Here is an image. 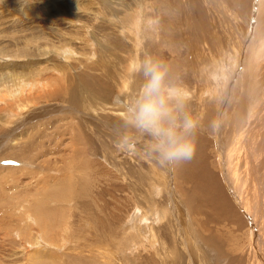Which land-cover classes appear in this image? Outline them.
Returning a JSON list of instances; mask_svg holds the SVG:
<instances>
[{
  "label": "rangeland",
  "instance_id": "rangeland-1",
  "mask_svg": "<svg viewBox=\"0 0 264 264\" xmlns=\"http://www.w3.org/2000/svg\"><path fill=\"white\" fill-rule=\"evenodd\" d=\"M262 2L254 9L261 0H25L21 12L19 0H0V264H166V254L170 264H264V240L256 252L250 221L230 199L232 188L240 197L248 172L259 182L264 176L263 155L261 164L253 154L245 160L251 133L264 150V124L238 131L240 144L230 135L251 72L255 92L264 88ZM232 23L243 42L238 49ZM227 39L232 48L222 54L235 51V64L224 59L210 76V54ZM145 55L165 61L188 87L187 110L204 145L196 142L185 170L159 166L144 154L143 140L134 152L117 147L123 112L114 97L136 93L135 68ZM235 143L238 185L224 154ZM207 174L234 211L218 201V187L205 186ZM179 206L201 237L200 250L185 241Z\"/></svg>",
  "mask_w": 264,
  "mask_h": 264
},
{
  "label": "clouds",
  "instance_id": "clouds-1",
  "mask_svg": "<svg viewBox=\"0 0 264 264\" xmlns=\"http://www.w3.org/2000/svg\"><path fill=\"white\" fill-rule=\"evenodd\" d=\"M24 12L25 0H19ZM135 73L141 79L136 93L129 97L116 96L114 103L122 108L117 126V147L124 152L142 150L161 167H175L190 161L196 151L195 133L199 122L187 110L189 97L174 77L171 67L162 59L145 55ZM213 131L219 127L211 124Z\"/></svg>",
  "mask_w": 264,
  "mask_h": 264
},
{
  "label": "bare ground",
  "instance_id": "bare-ground-1",
  "mask_svg": "<svg viewBox=\"0 0 264 264\" xmlns=\"http://www.w3.org/2000/svg\"><path fill=\"white\" fill-rule=\"evenodd\" d=\"M259 1V0H258ZM262 0H261V3H259V4H257L256 5V3H255V5H254V9H256V6H258L257 7V9L262 5ZM253 12V11H252ZM231 13V12H230ZM256 12H254V14H255ZM211 14V13H210ZM250 15H252V14H250ZM256 15V14H255ZM226 17L229 19V18H233V15L232 14H226ZM132 18H134V16L132 17ZM131 18V19H132ZM130 19V20H131ZM253 20H254V18H252ZM130 20H128V21H130ZM138 21V19H136L135 20V23H138L137 22ZM233 21H235V19H233ZM263 23H264V21H262ZM221 25V24H220ZM230 25V29H231V31H232V33H234L233 34V36L230 38V40H235L236 42L235 43H233V45H236V46H238L237 47V49L238 48H240V46H242V41H241V38H240V41L238 40V38L240 37L239 36V31L236 29L237 28V24L236 23H232V24H229ZM256 25V24H255ZM131 26H133V24H131ZM256 26H258V25H256ZM250 28H252V27H250ZM129 29V26H125V25H122V31H126V30H128ZM237 31V32H236ZM163 32H166V30H164ZM222 32V31H221ZM223 33V32H222ZM222 33L220 34V35H222ZM160 34H161V32H160ZM226 34V33H225ZM224 35V34H223ZM245 35H247V31L245 32ZM159 36V35H158ZM161 36V35H160ZM219 37V36H218ZM216 39H217V37H215ZM250 38V37H249ZM220 39V38H219ZM252 40V39H251ZM220 43V42H219ZM210 44V43H209ZM230 41H228V39L227 40H225L224 42H222L221 43V45L219 46V48L217 49L216 48V50H214V52H212V54H210V59H211V64H212V66H216L215 67V69H214V67H213V71H211V74H210V76H217V74H218V72L217 71H219L218 69H216L217 68V65H218V67L220 66L219 64H218V62L220 63L221 61H223L224 59H229L230 61L233 59V63H232V61L230 62V63H232V64H235V54L234 53H236L235 51L232 53V51H231V54L230 55H227V56H230L229 58L227 57H225V56H223L224 55V53L222 54V52L224 51L223 50V48H225V49H227V46H228V49H230V48H232L230 45ZM223 45V46H222ZM216 47V46H215ZM218 47V46H217ZM234 47V46H233ZM107 48L105 47V48H103L102 49V51H104V50H106ZM233 50H234V48H233ZM110 51V50H109ZM216 51V52H215ZM105 52V51H104ZM69 53H71V52H69ZM262 54V53H261ZM70 55V54H69ZM222 55V56H221ZM226 55V54H225ZM238 56V55H237ZM245 56V55H244ZM243 55L241 56V57H236V60L237 59H240V63L241 62H245V59H243V57H244ZM249 56H250V54H249ZM253 56V55H252ZM252 56H250V58H249V60L248 59H246V61H247V63H249V64H247V67L248 68H250L251 69V67H253L254 66V64H253V62L251 61V57ZM258 56H259V54H258ZM212 58H213V60H212ZM255 59H257V58H255ZM256 61V60H255ZM259 60L257 59V62H258ZM257 62H256V64L255 65H257ZM238 63V62H237ZM260 63V62H259ZM253 64V65H252ZM264 64V62L261 64V65H263ZM264 66V65H263ZM263 66H261V67H263ZM84 70V69H83ZM263 71V70H262ZM84 72V71H83ZM85 73V72H84ZM252 73V72H251ZM251 73L249 74V80H247V82H246V84L244 85L245 87H247V92H245V94L247 93V96H245V95H243V99L242 100H240V101H237L238 103H240V108H239V110H237V113L239 114L238 116L240 117V119L238 118L237 119V115H235L234 116V119H235V122H234V125H235V130H233L232 132H231V138H233L234 140H233V142L234 141H238V143L240 144V142H241V138L242 137H240L239 138V133H245L246 132V130H247V128H249L250 129V127H251V129H252V127L255 125V127H253L254 129H257L258 127H260V125L261 124H264V117H263V115H264V108H263V113L260 115L259 114V116L261 117H256V115H257V113H260V110L262 109V107H264V88H262V87H258V89L256 90V92H255V89H254V87H257V86H253V88L251 87V84H252V76H251ZM256 73V70L254 69V71H253V74H255ZM82 74V73H81ZM84 75V74H83ZM83 75H82V77H83ZM91 76H92V78H95L96 76H95V74L93 75V74H90ZM262 75H264V74H262ZM261 75V76H262ZM84 77H85V75H84ZM215 78V77H214ZM263 78V77H262ZM208 79V78H207ZM206 79V80H207ZM209 79H210V77H209ZM109 81V80H108ZM124 81V80H123ZM181 81V80H180ZM180 81H178V82H180ZM121 82H122V80H121ZM264 82V81H263ZM109 83H110V81H109ZM185 82H183V80L181 81V85H183ZM27 83H24L23 85H26ZM123 84V83H122ZM215 84V83H214ZM264 84V83H263ZM23 85H21L20 87H23ZM106 85V84H105ZM117 85V84H116ZM136 85H138V83H136ZM209 86H211V85H209ZM214 86V85H213ZM184 89H185V91H186V93L188 92V87H185V86H182ZM108 87H106L105 89H107ZM132 89H133V87H131ZM211 88V87H210ZM135 89H136V87H135ZM137 89H139V88H137ZM137 89H136V91H137ZM201 89H202V87L199 89V91L201 92ZM134 90V89H133ZM198 91V90H197ZM198 91V92H199ZM203 92V91H202ZM255 92V93H254ZM209 93V92H208ZM198 93H196V95H197ZM256 94H259V96H258V99L256 98V100L255 99H253V96H256ZM199 95H201V94H198V97H199ZM203 96V95H202ZM255 98V97H254ZM261 101V103H260V106H259V108H258V104H259V102ZM259 109V111H257ZM202 112H204V110H202ZM210 114V113H209ZM214 114V113H213ZM218 117V116H217ZM223 117H225V115L223 116ZM246 118V119H244V118ZM227 119V118H226ZM249 119V120H248ZM246 120H248L247 121V123H246V125H245V122H246ZM232 124V123H231ZM250 124V125H249ZM247 125H249V126H247ZM254 129H252V130H254ZM238 131H239V133H238ZM248 131V130H247ZM249 132V131H248ZM250 132H252V131H250ZM260 133V132H259ZM238 134V135H237ZM252 134V136H251V140H252V145L251 146H248L249 148H246L245 149V152H246V155H245V160L246 161H249V162H251L250 160V158H251V155L253 154L254 156L253 157H255V156H258V157H260L259 158V160H260V164H261V158L264 156V150H262V153L260 152V147H258L257 148V145H256V140H257V138H258V135H256V134H254V132L253 133H251ZM241 136V135H240ZM249 136V135H248ZM247 136V137H248ZM202 137H199L198 135H196L195 134V144H196V142H198V144L199 143H201V144H203L204 145V140H203V138L201 139ZM219 138H221V137H219ZM260 138V137H259ZM243 139V138H242ZM249 139V138H248ZM243 142H244V139H243ZM237 143V142H236ZM236 143L233 145V147H232V153H233V155H234V160L230 157L231 156V150L230 151H226L224 154H225V156L227 155V158H226V160H227V163H228V165L229 166H231V164L230 163H233L234 162V166H233V170H234V173H233V175L236 177V179L238 180V182H237V185H238V183L240 182V179H241V176L239 175V170L237 169V165H238V160H239V158H240V147H239V145L237 146L236 145ZM247 145V144H246ZM241 146V145H240ZM196 147H198L197 145H196ZM243 147H245V146H243ZM221 150H222V148H221ZM260 153H259V152ZM243 152V151H242ZM244 153V152H243ZM263 155V156H262ZM244 157V156H243ZM253 161V160H252ZM263 164H264V160H263ZM260 166V165H259ZM187 167H190V161H188V162H185V163H182V164H180V168L181 169H183V170H185ZM232 167V166H231ZM190 172H193L192 171V169H190L189 170ZM258 173V174H260L259 176H261L262 175V173L260 172V170L257 168L256 169V171H254V173ZM188 174H190V173H188ZM228 174V173H227ZM264 174V173H263ZM231 176V175H230ZM197 177H199V176H197ZM154 178V177H153ZM232 178V177H231ZM260 179H263L261 182H259V180H258V177H256V176H254L253 175V173L251 172H248V174L247 175H245V177L243 178V180L245 181H243L242 180V183L240 182V184H241V186H242V188H240L241 190H242V193L240 194V197H237V195H236V192H235V190L232 188L231 189V200H233V202L234 203H236L237 205H238V207H239V209H240V211H241V213H240V219H243L244 220V222L246 221V222H249L250 221V223H246V225H248V228H249V236H251V239H252V241H253V243H252V245H253V247H254V250L255 249H258V247H262V242H263V238H261L260 236H259V233L258 232H256L255 231V227L257 226V223H260L261 222V220H260V222H258L259 221V215L261 214V213H264V185H263V183H264V176H261V178ZM229 180V179H228ZM231 180V179H230ZM151 181V180H150ZM234 182V181H233ZM258 183H260V185H258ZM200 186H201V179L196 183V187L197 188H199V190H200ZM205 186H207V187H209L210 189H212V188H214V187H218V190H219V196H218V198L217 199H222V200H218L220 203H224V204H226L227 206H228V208H230L231 210H233L234 211V209L232 208V206L230 207V203L228 202V199H227V197H226V195H224V193H227L225 190H222V187L221 186H219V184H218V181H217V179H216V177H214V176H209V174H207V176H206V180H205ZM231 186V185H230ZM220 187H221V189H220ZM232 187V186H231ZM180 188V187H179ZM154 189V188H153ZM181 189V188H180ZM183 189V188H182ZM205 189V188H204ZM179 190V189H178ZM198 190V191H199ZM206 191V190H205ZM204 191V192H205ZM200 193H201V191H200ZM183 194V193H182ZM223 197H224V199H223ZM256 198V199H255ZM260 198H262V202H263V204L262 205H259V199ZM255 200L254 201V203H253V200ZM176 200V199H175ZM174 200V201H175ZM255 202H256V205H255ZM232 203V202H231ZM176 204V203H175ZM233 204V203H232ZM171 206V205H170ZM176 208V207H175ZM152 209H154V208H151V210ZM177 209V208H176ZM229 209V210H230ZM176 212V211H175ZM192 212V211H191ZM150 214V213H149ZM178 214V213H177ZM179 214H180V219L185 223V226L187 225V221H185L184 220V218L182 217L183 216V213H182V210H181V207L179 206ZM233 215H235L236 216V214L235 213H232ZM177 217V216H176ZM238 217V216H237ZM157 218V217H156ZM179 218H177L178 220H179ZM263 219H264V217H263ZM179 221V223L180 222H182V221ZM172 224V223H171ZM175 224V223H174ZM196 224V223H195ZM176 225V224H175ZM179 225V224H178ZM189 225H190V223H189ZM174 226V225H173ZM180 226V225H179ZM181 226H183L182 224H181ZM150 227V226H149ZM152 227V226H151ZM258 227V231L260 230V231H262L263 230V235H264V220L257 226ZM138 228V227H137ZM136 228V229H137ZM173 228V227H172ZM153 229V228H152ZM184 229V233H187L186 234V238L187 239H185V241L187 240L188 241V245L189 246H191V245H193V248H197V246H198V248L197 249H199L200 250V247H199V245H201L200 244V242H202L201 241V237L199 236V234H197V233H193V231L195 232L196 231V229H194V230H192L191 229V231L189 230L190 228L188 227V226H186V227H184L183 228ZM138 230V229H137ZM154 230V229H153ZM178 230H180V229H177V231ZM153 232V231H152ZM151 232V233H152ZM160 232V231H159ZM125 233V232H124ZM136 233V232H135ZM155 233V232H154ZM156 234V233H155ZM179 234H181V233H179ZM261 234V233H260ZM181 237V236H180ZM122 238V237H121ZM128 238V237H127ZM131 238V237H130ZM153 238H155V237H152V239ZM125 239V238H124ZM123 239V240H124ZM180 239V238H179ZM183 239V238H182ZM191 240L193 241V242H191ZM126 241H128V239L126 240ZM180 241H182V240H180ZM133 242V241H132ZM131 243V242H130ZM137 244V243H136ZM139 244V243H138ZM152 244H153V242H152ZM158 244V243H157ZM199 244V245H198ZM140 245V244H139ZM152 246V245H151ZM154 246V245H153ZM152 246V247H153ZM166 246V245H165ZM180 246V245H179ZM159 247H160V245H159ZM176 247V246H175ZM165 248V247H164ZM203 246H202V250H203ZM162 250H163V248H162ZM161 250V251H162ZM164 250H166V248L164 249ZM263 250V249H262ZM256 251V250H255ZM112 252V251H111ZM160 252V251H159ZM202 252V251H201ZM257 252V251H256ZM161 254H162V252H160ZM262 253V252H261ZM153 254V253H152ZM191 255V254H190ZM253 255V254H252ZM166 257H164L161 261L163 262V263H166V264H170V261H171V257L172 256H170V255H165ZM103 257V256H102ZM203 257V256H202ZM201 257V258H202ZM188 258V257H187ZM255 258V257H254ZM107 259V258H106ZM257 259V258H256ZM109 260V259H108ZM258 260V259H257ZM261 260V259H260ZM262 260H264V258L262 257ZM157 261V260H156ZM155 261V262H156ZM109 262H111V260L110 261H108L107 263H109ZM158 262V261H157ZM198 262V261H197ZM160 263V262H159ZM254 263V262H253ZM185 264V263H184ZM251 264V263H250ZM255 264V263H254Z\"/></svg>",
  "mask_w": 264,
  "mask_h": 264
},
{
  "label": "water",
  "instance_id": "water-1",
  "mask_svg": "<svg viewBox=\"0 0 264 264\" xmlns=\"http://www.w3.org/2000/svg\"><path fill=\"white\" fill-rule=\"evenodd\" d=\"M1 162L2 163H4V162L13 163L14 161L12 159L4 158V160H1Z\"/></svg>",
  "mask_w": 264,
  "mask_h": 264
}]
</instances>
